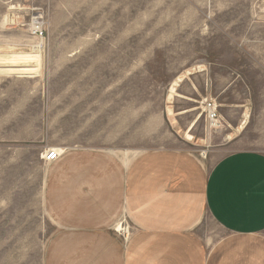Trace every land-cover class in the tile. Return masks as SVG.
I'll return each mask as SVG.
<instances>
[{"label":"rangeland","instance_id":"rangeland-1","mask_svg":"<svg viewBox=\"0 0 264 264\" xmlns=\"http://www.w3.org/2000/svg\"><path fill=\"white\" fill-rule=\"evenodd\" d=\"M165 148L207 169L233 150L264 152V0H0V264L85 258L60 245L47 210V182L74 183L47 151L77 166ZM126 217L111 224L124 240ZM204 217L215 244L223 232Z\"/></svg>","mask_w":264,"mask_h":264},{"label":"crops","instance_id":"crops-1","mask_svg":"<svg viewBox=\"0 0 264 264\" xmlns=\"http://www.w3.org/2000/svg\"><path fill=\"white\" fill-rule=\"evenodd\" d=\"M233 72L236 82L240 74ZM62 153L48 163L74 183L53 189L47 182L45 201L63 226L60 245L85 254L78 264H264V152L233 150L210 169L175 148L122 164L94 153L77 166ZM92 172L99 174L93 180ZM122 210L133 230L126 240L111 230ZM205 214L223 232L212 245L198 230Z\"/></svg>","mask_w":264,"mask_h":264},{"label":"built area","instance_id":"built-area-1","mask_svg":"<svg viewBox=\"0 0 264 264\" xmlns=\"http://www.w3.org/2000/svg\"><path fill=\"white\" fill-rule=\"evenodd\" d=\"M37 31L41 32L40 30L36 29V32ZM207 108H208L207 118L209 119L210 122L217 123V121L219 119L218 107L214 106V104L212 102H209L207 104ZM47 152H48V154H47ZM47 152H46L47 155L45 156V159L47 160V162H53L60 157V155L55 150H49ZM123 221H124L123 222V230H119V232L120 233L124 232L126 234V236H129L132 228L126 219ZM124 224H126L125 227H124Z\"/></svg>","mask_w":264,"mask_h":264},{"label":"bare ground","instance_id":"bare-ground-1","mask_svg":"<svg viewBox=\"0 0 264 264\" xmlns=\"http://www.w3.org/2000/svg\"><path fill=\"white\" fill-rule=\"evenodd\" d=\"M35 27H36V25H35ZM43 49V48H42ZM42 49H40L39 48V52H40V54L39 55H42L43 54V50ZM14 54V53H13ZM18 58H20V59H30L31 57H30V55L29 54H26V55H22V56H18V57H8V58H4V59H8L7 60V62L9 63V64H11L12 62H14L16 59H18ZM11 59H13V60H11ZM1 66H4V65H1ZM247 119V118H246ZM55 151H57V153L59 154V155H61V153L62 152H60V151H58V150H55ZM47 154H48V152H47ZM46 154V155H47ZM47 161V160H46ZM118 228H120L121 230H123V224L122 225H120Z\"/></svg>","mask_w":264,"mask_h":264}]
</instances>
